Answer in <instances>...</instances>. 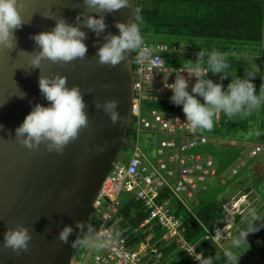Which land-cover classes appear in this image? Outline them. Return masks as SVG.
Segmentation results:
<instances>
[{"label":"water","instance_id":"95a60500","mask_svg":"<svg viewBox=\"0 0 264 264\" xmlns=\"http://www.w3.org/2000/svg\"><path fill=\"white\" fill-rule=\"evenodd\" d=\"M17 6L24 24L15 32L16 47L0 46V264H74L87 239L102 187L124 147L132 145L129 131L137 82L134 51L111 67L98 63L97 50L109 34H119L117 22L132 20L136 0L112 13H96L85 7L83 0H18ZM81 14L103 15L107 25L99 36L82 28L87 36L86 56L67 64L43 60L40 69H33L29 54L40 49L31 37L51 31L59 18L76 25ZM56 74L67 77L68 87H80L89 121L62 154L47 152L43 144L29 149L15 136L32 106L48 103L40 92L39 77ZM112 99L118 101L123 125L112 124L103 109L96 107ZM244 152L239 145L214 141L189 152L213 157L218 172L214 185L197 201L195 214L225 193L230 206H247L263 197L264 189L251 177L240 181L229 175ZM243 219L236 214L234 220L240 224ZM17 225L31 234L27 252L4 247L5 230ZM66 225L73 228L67 244L58 238ZM73 241L76 247L71 246Z\"/></svg>","mask_w":264,"mask_h":264},{"label":"clouds","instance_id":"9594fccd","mask_svg":"<svg viewBox=\"0 0 264 264\" xmlns=\"http://www.w3.org/2000/svg\"><path fill=\"white\" fill-rule=\"evenodd\" d=\"M129 4L130 0H83V5L96 13H112L128 7ZM17 5L18 0H0V46L9 50L16 47L15 32L24 24ZM141 13V8L134 7L133 18L130 22L116 23L119 34H109L105 38V43L97 50L100 65L115 67L125 60L128 53L132 51H139L145 61L151 62L153 50L145 47L147 40L142 34L143 19ZM81 16H77L78 23L76 25L67 23L64 18L56 19L55 26L51 31L34 34L31 37L40 49L34 55L29 54L33 69H40L43 60L67 64L86 56L87 45L84 41L87 36L82 28H87L99 36L105 32L107 25L103 15L81 14ZM179 51L182 53L183 49H179ZM192 52L194 51L192 50ZM229 69L230 64L226 54L218 50L207 53L201 50L195 61H183L181 68L176 71L174 82L166 84V87L172 92L170 102L174 106L182 108L186 122L193 130L211 131L218 114H223L228 118H244L264 107V84L261 85L257 94L256 85L253 83L256 72H246L244 78L237 75L232 76L226 88L223 83H216L208 78L209 72L213 75L223 74L220 77L223 81L229 76ZM185 72L196 78V82L190 91L188 80L182 74ZM38 85L41 94L48 103L46 105L40 103L33 105L22 124L15 129V136L21 144L29 149H36L43 144L47 152L62 154L64 148L78 137L80 130L88 126L89 121L85 111L86 104L83 94L78 85L68 87L67 77L59 74L41 75ZM96 107L103 109L112 124L115 125L119 122L123 125L125 123V118L117 111V100H107L103 104L97 103ZM232 141L235 142V146L239 145L237 140ZM131 144L135 149V144L133 142ZM258 145L264 144H256L251 152ZM262 156L264 155L252 159H259ZM242 157L244 158V156ZM247 164L246 160V165L239 174L247 167ZM125 197L129 198L128 196ZM248 203L251 204V202ZM249 204H247L248 207L224 204L226 211V207L239 208L236 214L241 215L245 210L247 218L246 227L235 234L228 246L222 249L225 264H239L241 257L250 248L247 239L249 234L264 228V216ZM192 212L194 213L193 210ZM227 213L229 215L228 211ZM80 227V223L77 222V228ZM72 232L73 228L66 225L58 234L59 240L65 244L69 243V236ZM213 238L217 241L223 240L222 229L217 228ZM30 240L29 229L23 225L8 228L4 232V247L11 248L17 253L21 250L27 252ZM71 246L76 247L77 242L73 241ZM238 250L243 251L238 254ZM193 257L199 264H213L214 260V257L205 258L202 252Z\"/></svg>","mask_w":264,"mask_h":264},{"label":"built area","instance_id":"2783aa9c","mask_svg":"<svg viewBox=\"0 0 264 264\" xmlns=\"http://www.w3.org/2000/svg\"><path fill=\"white\" fill-rule=\"evenodd\" d=\"M145 47L153 50L150 63L141 57L139 51H134L133 56L137 77L133 136L135 138L145 133L156 135L157 157L153 161L145 154L139 141L135 140V153L131 161L127 165H122L119 161L115 163L95 206V214L103 221L97 237L104 242L105 253L93 257L94 264H151V256L160 258L159 248L151 246L149 238L146 242L132 246L127 237H118L113 227L108 226L120 214L122 199L125 196L142 202L150 215L141 225V230L152 233L155 227L162 228L165 231V242L176 240L180 249L192 258L200 253L197 246H192L186 241V229L177 215L178 210H175L174 202L192 211L201 197L198 189L208 180L210 183L215 181L218 173L215 159L189 154L193 149L209 144L211 140L203 134V130H193L183 113L145 108L147 101L171 97L172 92L166 84L174 82L176 71L179 69L169 68L166 63L167 55L179 52L178 45H152L145 41ZM190 50H193L192 46ZM182 74L188 80L190 91L196 78L186 72ZM221 120L222 114H218L216 122L221 124ZM232 145H235L234 141ZM262 154L264 155V145H258L250 156L256 158ZM144 159L148 160L149 166L143 162ZM245 165L246 160L240 158L232 170L233 175H238ZM168 194L172 197L163 199ZM226 209L229 215L222 229L224 239L217 241L213 238L214 235L208 232L206 240H213L217 244L229 240V231L235 224L234 216L239 208ZM195 262L199 264L198 261Z\"/></svg>","mask_w":264,"mask_h":264},{"label":"trees","instance_id":"16d2710c","mask_svg":"<svg viewBox=\"0 0 264 264\" xmlns=\"http://www.w3.org/2000/svg\"><path fill=\"white\" fill-rule=\"evenodd\" d=\"M136 5L142 9L141 29L145 40L158 45L166 44V39L170 38L172 45L192 46L197 53L218 50L226 54L230 64L229 76L223 80L225 88L232 76L244 78L246 72L252 71L257 73L253 83L259 93L264 84V0H136ZM167 66L173 68L169 64ZM221 75H216V83L221 81ZM145 108L183 113L181 107L170 102V97L147 101ZM256 114L257 120H252L251 116L228 118L222 115L221 123H230L232 119L231 124L232 121L237 122L246 132L255 134L251 141L259 140L264 144V107L256 110ZM251 121L254 122L252 126ZM133 131L134 124L130 127L129 137H133ZM167 197L172 195L168 194L163 199ZM122 201L120 214L108 226L113 227L118 237H127L132 246L146 242L151 233L141 230V225L150 215L143 203L127 197ZM181 210L188 212V216L183 218L186 241L197 246L198 252L204 253L205 258L214 257L213 264H225L222 249L227 246L228 240L221 245L206 240L208 232L214 235L217 228L225 227L228 215L225 205L216 200L197 214L179 205V218ZM153 232L157 235L164 230L155 227ZM164 243L159 248L160 258L155 256L153 263L197 264L194 258L180 249L176 240ZM250 244V260L241 259L239 264H264V230L258 232Z\"/></svg>","mask_w":264,"mask_h":264},{"label":"rangeland","instance_id":"374dc122","mask_svg":"<svg viewBox=\"0 0 264 264\" xmlns=\"http://www.w3.org/2000/svg\"><path fill=\"white\" fill-rule=\"evenodd\" d=\"M165 43L167 45L173 46L170 38H167ZM179 49H183L182 53L179 51L178 53L169 54L166 56V63L169 64L171 67L181 68L183 61H185V60L195 61L196 60L198 53H197V51H195L193 53L192 50H190V46H185V45L183 46V44H181V45H178V50ZM197 49H198V47H197ZM257 70H259V69H257ZM216 75L217 74L213 75L211 72H209L208 78L212 79L213 82H216V80H217ZM250 116L252 117V120H253V118L256 120L258 119L257 114L255 115V111ZM231 120L232 119H230V123L224 122V123L218 124L216 122V117H215L213 129L211 131L203 130V134L208 136L211 141H214L217 144H230L232 140L241 141L240 144L242 143L241 145H246V147H247L245 149L243 156L245 159L248 160V158L250 157L251 148L248 147L249 143H247L248 141H246V140L251 141L256 136H255V134H251L249 132H246L242 128V126H240V124L237 122L234 123L232 121V124H231ZM240 120L242 121L243 119H240ZM253 123L254 122L251 121L250 126L254 125ZM129 139L131 142H133L135 140L139 141V143L141 144L142 148L145 151V154L147 156H149L153 161L156 160L157 148H158V137L156 135L145 133V134H139L135 138L130 136ZM134 153H135V150L133 149V146L126 145L122 151L120 158H119V163H121L122 165H127L131 161V159L134 157ZM249 161H250V163L248 164V167L244 168L240 174H238L237 176H233L232 172L231 173L229 172V175L236 177L237 180L244 179L245 175L248 174V172L252 171V169L254 170V168H256V166H258V168L260 170L259 171L254 170V171L259 174L258 178L262 180V182H259V185L262 187L261 189H264V166L261 164V162H259L256 159L249 160ZM143 162L149 166L148 160L144 159ZM206 184H208L207 185L208 188L207 187L205 188ZM206 184H204L203 186H201L198 189V191L200 192V194L202 196H203V194H205L207 192V190L209 188H211L214 185L213 182L210 183V180H208ZM226 194H228V193H225L224 195H222L217 200V202H219L220 204H223V203L225 204L226 203L225 201L229 200V199H227L228 196L226 198L224 197ZM224 198H225V200H224ZM215 201L216 200H214L213 202H215ZM174 204H175V210H178L179 206L177 205L176 202H174ZM181 213H182L181 219L183 222V218L185 219L188 216V212L185 210H181ZM102 225H103L102 219L100 218L99 215L95 214L92 218L90 230H89L87 239L85 241V244L82 247V249L78 255V258L75 260L74 264H94L93 257H95L98 254L105 253L104 242L97 237L99 228H101ZM183 226H184V222H183ZM164 235H165V231L159 232L157 235L155 232L149 234L151 246H155L158 248L162 247V245L165 244L164 243ZM202 236H203V234H202ZM249 256L251 258L250 252H249ZM151 258H152L151 264H155V263H153L154 256H151ZM250 258L249 259L244 258L242 260H244V261L250 260Z\"/></svg>","mask_w":264,"mask_h":264},{"label":"crops","instance_id":"0c3cea01","mask_svg":"<svg viewBox=\"0 0 264 264\" xmlns=\"http://www.w3.org/2000/svg\"><path fill=\"white\" fill-rule=\"evenodd\" d=\"M223 115V114H222ZM246 141H248L247 143H249V148H251V150L255 147V145L256 144H261L260 143V141L259 140H256V141H249V140H246ZM241 142V141H240ZM242 144V143H241ZM240 143H239V146H241V147H243L244 149H246L247 147H246V145H241ZM247 160V159H246ZM249 160H254V159H252V158H248V160H247V163L249 164L250 163V161ZM256 160H258L259 162H261V164L264 166V156H262V158L260 157L259 159H256ZM248 164H247V167H248ZM246 167V168H247ZM254 170H260L259 168H258V166H256V168H254ZM253 169H252V171H250V172H248V174H246L245 175V177L244 178H246V177H251L252 178V180L254 181V182H256V183H258V185H259V182H262V180L261 179H259L258 178V173H256L255 171H254ZM263 177V176H262ZM241 180H243V179H240V181ZM255 202V203H254ZM254 202H251V204H249V206H254L255 208H256V210H257V212L259 213V214H261L262 216H264V195H263V197L262 198H260V199H256V201H254ZM224 204V203H223ZM226 204V203H225ZM245 207V206H244ZM248 207V206H247ZM242 212V211H241ZM241 216L244 218L243 219V221L240 223V224H234L233 225V227H232V230H230L229 232V240L227 241L228 243H227V246H228V244L230 243V241H231V239L233 238V236L235 235V234H237L240 230H243L245 227H246V225H247V218H246V216H245V210H244V212L241 214ZM262 230H264V228H261L260 229V231H262ZM260 231H258V232H260ZM258 232H255V233H252V234H249V236H248V241H249V244H250V240L258 233ZM251 249H252V246H251V244H250V248H249V250L247 251V252H245L244 253V255L241 257V259H244V258H246V259H248L250 256H249V252L251 251ZM243 250H238V254L240 253V252H242ZM240 259V260H241ZM254 264H261V262H258V263H254Z\"/></svg>","mask_w":264,"mask_h":264},{"label":"bare ground","instance_id":"6f19581e","mask_svg":"<svg viewBox=\"0 0 264 264\" xmlns=\"http://www.w3.org/2000/svg\"><path fill=\"white\" fill-rule=\"evenodd\" d=\"M132 124H133V119H132ZM132 124H131V126H132ZM134 137V136H133ZM135 141H133V143H134ZM135 150V149H134ZM235 205H239V203L238 204H235Z\"/></svg>","mask_w":264,"mask_h":264}]
</instances>
